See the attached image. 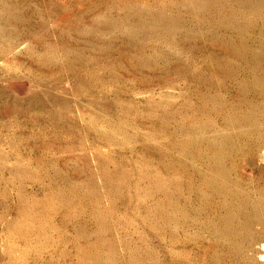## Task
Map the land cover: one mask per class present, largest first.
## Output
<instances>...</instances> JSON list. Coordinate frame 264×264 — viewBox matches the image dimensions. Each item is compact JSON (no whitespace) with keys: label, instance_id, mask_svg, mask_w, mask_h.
Listing matches in <instances>:
<instances>
[{"label":"rangeland","instance_id":"obj_1","mask_svg":"<svg viewBox=\"0 0 264 264\" xmlns=\"http://www.w3.org/2000/svg\"><path fill=\"white\" fill-rule=\"evenodd\" d=\"M0 264H264V0H0Z\"/></svg>","mask_w":264,"mask_h":264}]
</instances>
